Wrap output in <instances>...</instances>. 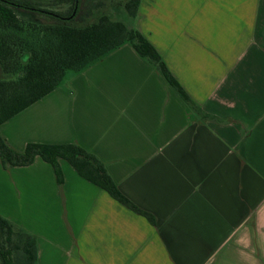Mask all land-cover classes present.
Instances as JSON below:
<instances>
[{"label":"crops","instance_id":"obj_1","mask_svg":"<svg viewBox=\"0 0 264 264\" xmlns=\"http://www.w3.org/2000/svg\"><path fill=\"white\" fill-rule=\"evenodd\" d=\"M132 24L224 122L124 43L0 128L20 151L94 152L156 222L40 156L0 160V214L37 237L35 264H264V0H141Z\"/></svg>","mask_w":264,"mask_h":264},{"label":"trees","instance_id":"obj_2","mask_svg":"<svg viewBox=\"0 0 264 264\" xmlns=\"http://www.w3.org/2000/svg\"><path fill=\"white\" fill-rule=\"evenodd\" d=\"M83 1L0 0V127L60 86L67 76L84 70L124 43L132 44L140 56L154 65L203 120L225 121L192 101L154 45L132 22L114 19L99 8L85 11ZM140 2L121 3L131 20L137 16ZM37 156L52 164L60 185L64 173L59 160L63 158L81 176L156 222L151 213L120 190L94 152L78 143L41 142H29L20 151L10 145L0 128V160L4 168L30 165ZM0 259L1 264L37 261V237L1 214Z\"/></svg>","mask_w":264,"mask_h":264},{"label":"rangeland","instance_id":"obj_3","mask_svg":"<svg viewBox=\"0 0 264 264\" xmlns=\"http://www.w3.org/2000/svg\"><path fill=\"white\" fill-rule=\"evenodd\" d=\"M123 1L125 0H84L83 9L89 12L93 8L94 9L99 8L105 13H108L114 19H119L121 21L131 23L132 20L126 14L127 12L124 6L121 4ZM18 75L19 74H17L16 77H18ZM2 77L3 74H2V69L0 67V78ZM15 256H19V253L15 252Z\"/></svg>","mask_w":264,"mask_h":264}]
</instances>
